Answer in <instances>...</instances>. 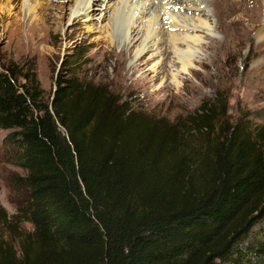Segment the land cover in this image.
Listing matches in <instances>:
<instances>
[{
    "label": "trees",
    "instance_id": "1",
    "mask_svg": "<svg viewBox=\"0 0 264 264\" xmlns=\"http://www.w3.org/2000/svg\"><path fill=\"white\" fill-rule=\"evenodd\" d=\"M226 105L190 112L182 151L104 87L57 76L46 97L33 65L2 60L0 130L27 194L0 207V264H264V131Z\"/></svg>",
    "mask_w": 264,
    "mask_h": 264
},
{
    "label": "rangeland",
    "instance_id": "2",
    "mask_svg": "<svg viewBox=\"0 0 264 264\" xmlns=\"http://www.w3.org/2000/svg\"><path fill=\"white\" fill-rule=\"evenodd\" d=\"M192 6L196 4L181 0H0V62L33 65L46 97L52 94L57 76L104 87L119 104L140 112L151 125L173 129L175 137L184 142L182 151L193 148L187 143L192 139L190 112L202 101L221 95L227 101L230 120L248 122L251 128L264 131V78L250 79L251 69L264 63V53L254 55L244 46L237 56L232 49L222 54V50L194 43L190 67L182 70L175 53L167 59L160 54L163 41L152 45L145 37L151 28L173 27L172 32L185 33V27L193 24L202 28L193 32L199 42L223 39L209 0L198 4L210 16L205 25L204 16L200 17L202 22L192 17ZM251 36L254 41H263L264 27ZM146 45L150 46L148 51ZM126 49L130 53L114 67V55ZM141 55L149 59L148 71L144 79L129 80L124 71ZM164 59L168 77L161 74L153 79L154 70ZM208 71L213 74L206 78ZM6 132L0 130V207L11 215L25 203L27 189L14 183L22 170L13 163L12 150L3 139ZM23 226L31 228L28 223ZM3 233L9 238L8 231ZM15 249H19L17 243Z\"/></svg>",
    "mask_w": 264,
    "mask_h": 264
},
{
    "label": "bare ground",
    "instance_id": "3",
    "mask_svg": "<svg viewBox=\"0 0 264 264\" xmlns=\"http://www.w3.org/2000/svg\"><path fill=\"white\" fill-rule=\"evenodd\" d=\"M181 1L185 3L196 4V6H192L189 9L193 11L192 17L194 18V16H196L201 22L202 20L200 19V17H205L206 21L202 22V25H205V23L210 21V16L206 14L205 10H201L198 7V4H203L204 0ZM209 3L212 5L214 15L217 18L215 24L216 28L224 33L223 39L209 38V42L203 44L199 42V36L193 35V32L200 31L202 28L198 25L196 26L193 24L190 28L185 27V33L172 32L171 29L173 27H167V30H163L159 27L158 30H156L157 28L149 29L150 26L148 25L149 30L146 31L147 33L145 37L149 39L148 42L153 41L152 45H157L158 43H162L161 41H163V50L160 52V54L164 56L165 59H167L172 53H175L177 63L181 65L182 70L189 69L190 67L189 64L193 60V52L191 46L194 43H198L199 47L201 46L213 51L222 50V54L232 49L234 51V55L237 56L239 54L240 48L244 46H249V48L253 50L252 54L254 55H262L264 53V40L254 41L251 36L255 32L258 33V30L261 27H264V0H209ZM173 6L176 7V3L173 4ZM149 48L150 46L146 45V51H148ZM142 49H145V47H143ZM128 53H130V49L120 50L118 54H115L112 62L114 67H119L123 58H125ZM110 56L113 55L110 54ZM165 59L162 60L158 67L154 70L153 79L159 78L161 74L163 76L165 75L166 78L168 77L169 73L166 68L167 65ZM148 64L149 59L146 60L143 58V55H141L137 59V61H135L134 63L129 65L127 69H125L123 75L129 80L144 79L146 72L148 71V69H146ZM200 64L204 67L207 66V63L203 61H200ZM263 66L264 63L256 65L251 69L250 79L252 81V76L254 78L261 75L264 78ZM212 74L213 73L208 71L204 74V77H211ZM172 77L174 79L175 74H172ZM256 82H258V79L256 80Z\"/></svg>",
    "mask_w": 264,
    "mask_h": 264
}]
</instances>
